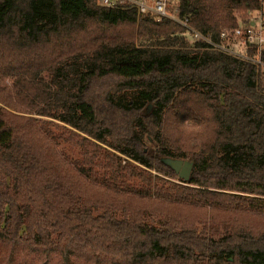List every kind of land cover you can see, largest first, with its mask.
I'll return each instance as SVG.
<instances>
[{"label":"trees","instance_id":"1","mask_svg":"<svg viewBox=\"0 0 264 264\" xmlns=\"http://www.w3.org/2000/svg\"><path fill=\"white\" fill-rule=\"evenodd\" d=\"M177 2L216 42L260 7ZM106 26H138V38L96 31ZM0 81V240L11 250L91 264H264L261 225L236 221L264 218L263 64L131 5L0 0ZM177 103L198 149L165 133ZM165 157L192 161L189 179ZM181 207L232 217L216 237L185 224Z\"/></svg>","mask_w":264,"mask_h":264},{"label":"rangeland","instance_id":"2","mask_svg":"<svg viewBox=\"0 0 264 264\" xmlns=\"http://www.w3.org/2000/svg\"><path fill=\"white\" fill-rule=\"evenodd\" d=\"M244 18L241 17V21ZM126 27L127 28L123 29H121V27L110 29L106 26L96 31L99 33L103 32L108 35L111 33L118 34L121 32H126L128 34H133L134 38L135 36L138 38V26ZM233 42L235 46L238 47V49L243 50L245 48L244 45H242L241 40H236V42ZM0 84H2L1 81ZM182 98L185 99V96ZM171 110H173V113L167 119L165 133L168 136H171L173 140L184 141V148L193 147L196 149L197 147L198 149L201 143L190 138L189 131H191V127H187L188 124L190 125L189 120L186 121L185 127L184 124L179 122L180 119L174 117L175 112H178L176 114H185L183 104H173V108H171ZM59 148L66 154L70 155V158L80 157V150L76 148L74 149L68 144L63 143ZM173 210H177V214L185 224L194 225L199 231H202L201 229L204 227L203 232L213 236L214 234L212 232L217 230L218 232L216 235H214L216 237L224 233L225 229L227 228L226 226L229 223V219L232 217L231 215L224 212H213L211 209L203 208L181 207L174 208ZM252 217L253 216L239 217L236 219V221L241 222V224L246 223L244 225L248 226L260 224V230L264 232V218H261L258 215H255V218ZM0 264H91V262L87 260V256L71 255L70 258L67 259L63 257L62 253L56 252L47 253L37 250L30 251L24 249L23 247L11 250L7 241L3 242L0 240Z\"/></svg>","mask_w":264,"mask_h":264},{"label":"built area","instance_id":"3","mask_svg":"<svg viewBox=\"0 0 264 264\" xmlns=\"http://www.w3.org/2000/svg\"><path fill=\"white\" fill-rule=\"evenodd\" d=\"M102 5L109 7H122L131 5L138 9L140 14L153 12L158 21L170 18L184 27L192 40H203L211 44L214 48L228 51L233 54L248 58L256 63H264L261 53L264 50V0L260 2V7L250 10L248 16L241 23L232 29H224L221 33L222 42H216L211 37L197 30L189 17H180L178 0H98ZM241 40L244 47H251V54H247L234 42Z\"/></svg>","mask_w":264,"mask_h":264},{"label":"water","instance_id":"4","mask_svg":"<svg viewBox=\"0 0 264 264\" xmlns=\"http://www.w3.org/2000/svg\"><path fill=\"white\" fill-rule=\"evenodd\" d=\"M163 162L171 166L182 179H189L193 168L192 161L183 158L165 157L163 158Z\"/></svg>","mask_w":264,"mask_h":264}]
</instances>
